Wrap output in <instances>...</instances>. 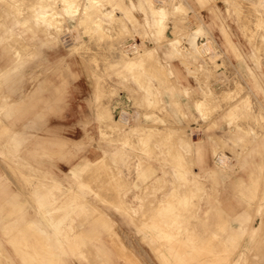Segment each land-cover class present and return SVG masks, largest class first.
I'll use <instances>...</instances> for the list:
<instances>
[{"label": "rangeland", "instance_id": "374dc122", "mask_svg": "<svg viewBox=\"0 0 264 264\" xmlns=\"http://www.w3.org/2000/svg\"><path fill=\"white\" fill-rule=\"evenodd\" d=\"M1 34L0 264H44L41 257L45 264H145L141 241L161 264H177L175 255L172 261L163 250L172 253L181 232H187L188 239L178 252L187 256L179 264H264V0H0ZM172 38H177L173 47ZM37 39L64 42L68 55L82 61L79 67L94 81L97 77V93L94 87L88 97L94 111L84 123H95L96 105L99 139L111 146L96 153L94 128L69 129L73 139L67 149L57 145L51 150L67 167V175L55 174L58 163L34 159L42 144L36 143L35 149L29 145L35 123L43 120L42 113L34 112L43 97L33 95V89L21 92L20 86L22 79L27 84L30 73L22 71L29 65L26 61L38 55ZM149 50L155 53L152 60L166 69L148 74L155 90L152 99L145 98L148 88L139 81L152 66L141 65ZM67 65L69 74L76 76L79 70ZM40 72L29 77L34 80ZM182 73L194 79L185 81ZM112 75L118 79L109 81ZM203 98L206 103L200 109L197 101ZM246 99L249 106L242 103ZM236 103L240 105L234 109ZM200 119L199 126L188 128L189 122ZM147 126L157 132L150 147L142 148L135 132ZM178 134L186 136L181 144L188 177L197 178L191 186L178 185L176 160L164 151L178 147ZM208 139L213 160L204 166ZM155 163L160 174L150 176ZM118 175L127 183L116 188L112 179ZM52 177L57 184H50ZM37 179L46 183L39 192L53 197L46 199L49 208L62 202L70 187H77L96 206V213L74 207L61 221L90 234L91 245L83 252L70 248L63 235L68 250L55 248L53 239L28 225L35 220L53 228L46 216L49 209L40 206L35 192ZM78 179L86 183L80 186ZM134 186L139 192H130ZM255 186L258 194H253ZM169 191L170 202L157 206ZM116 195L136 209L116 205ZM176 201L178 211L188 212V221L171 213ZM236 203L241 205L238 213ZM203 216L212 218V224ZM173 218L180 221L179 229L163 238L158 234L161 224ZM232 218L244 222L243 231L229 225ZM205 230L210 231L206 243L199 235ZM225 234L228 239H222ZM188 243H195L194 252Z\"/></svg>", "mask_w": 264, "mask_h": 264}, {"label": "crops", "instance_id": "0c3cea01", "mask_svg": "<svg viewBox=\"0 0 264 264\" xmlns=\"http://www.w3.org/2000/svg\"><path fill=\"white\" fill-rule=\"evenodd\" d=\"M96 12V15L97 16ZM140 13V11H139ZM137 14V13H136ZM138 15V14H137ZM141 15V13H140ZM11 30L14 29L12 25L9 26ZM208 29H213L211 28V25H208ZM99 30L98 27H95V33ZM2 37V34L0 35ZM177 38H172V47L173 44L176 42ZM35 47L39 49L38 55L34 56L33 58L27 60L26 62L29 64L28 67L22 68V71H27L30 73L34 74L36 72H41L37 78H34V80H31V77H29L31 74L29 73L27 84L23 82V79L21 81V86H20V91L23 92L25 90H34L31 93L35 96H41L43 97V102L38 106L37 109H35L34 112L39 111L43 115V120L42 123L37 122L34 125L33 129V134L29 135L30 139V149L34 145V149L36 148V143H40L43 146L40 148V152L38 154H34V159L40 160L43 162L47 161H53L54 163H58L59 167H55V174L56 175H67V167L61 166L62 165V160L61 159H56L57 156H53L52 154V148L56 147L57 145L61 146L62 145L67 149V145L73 137H69V129H82L83 127H91L95 129V152L96 153H103L105 151V146L110 145L108 141L99 139L98 131L97 129L99 128V122L96 118V105H95V123H88L87 125L84 123L85 118L89 117L93 113V108L90 106L88 97L92 94L94 87H95V95L97 93V77L95 75V81L93 76L88 72L86 68H81L79 65L82 63L80 61V58L78 56H69L68 55V50L67 46L64 44V42L61 41H54V40H47V39H37L35 42ZM157 48V47H156ZM161 50L163 47H160ZM16 54L19 53V49H13ZM158 51V48H157ZM159 52V51H158ZM155 56V53L153 50H149L146 52L145 57L142 58L141 60V65H152L150 67H146V72L145 74H142L139 77V81L143 83L148 88V92L145 95V98L147 99L150 95V99L154 98V87L151 84L148 74H160V71H163L165 73V66L162 63H159L157 61L152 60V57ZM149 59V60H147ZM70 60V61H69ZM68 62L74 65L75 70H79L76 73V76H72L68 72ZM40 65V66H39ZM54 65V67H52ZM138 68L141 66L135 65ZM136 67V68H137ZM87 71H86V70ZM142 69V68H141ZM151 71V72H150ZM164 73L162 74L164 76ZM182 78L185 79V81L189 79H194L193 74H188V75H183L181 74ZM135 77V75H134ZM136 78V77H135ZM109 81H116L118 79L117 75H112L111 77H107ZM34 81V82H33ZM33 83V84H32ZM38 83V87H36V84ZM27 86L25 89L24 87ZM38 88V89H37ZM207 94L212 93V91H206ZM75 97V99H74ZM211 97V96H210ZM73 98V99H72ZM250 100L246 99L245 101H242V103L246 104V106H249ZM206 103V98H203L202 100L197 101V106L201 109V107ZM4 104V103H3ZM240 104L236 103L234 106V109H236ZM190 111H193L195 113V108L189 109ZM137 115L140 116L141 119H144L145 115L140 111L137 110ZM203 111V110H202ZM204 112V111H203ZM182 115V114H181ZM206 115V114H205ZM200 120H192L188 124V128H191L192 126H199V123H201ZM230 122L232 121V118L229 120ZM29 123L31 124V120H29ZM207 123H205L206 126ZM32 126L28 125V128H31ZM226 127V124H221L220 128ZM134 130V129H133ZM24 134L25 131H22ZM156 128L147 126L145 128L139 129L135 132L138 144L142 148H148L152 144L151 138L153 137V134L156 133ZM71 136V135H70ZM179 140H178V147L175 146V148L170 147L168 149H164V151L168 154L169 152L172 154V157L174 160H176L177 164V170L176 173L178 175V185H190V181L197 182V178H190L188 177V170L189 167L187 166L185 162V157H184V152L186 151L184 148V145L181 143L187 142L186 141V136L185 134H178ZM194 140H197V138L193 137ZM33 142V144H32ZM111 146V145H110ZM64 148V152L66 149ZM215 151H217V146L214 147ZM18 150L17 148H15ZM213 144L211 139H208L204 141V158H203V163L204 166L211 165L212 160H213ZM185 150V151H184ZM20 156L22 153L19 151ZM40 153H43L41 155ZM15 152L13 153L12 160L16 159ZM157 162V161H156ZM264 164V160L262 162ZM261 163V165H262ZM156 167H153L150 170V176L160 174V165L159 163H155ZM102 168L101 164L97 165V169L100 170ZM224 172V170H223ZM239 172V171H237ZM222 174V171H221ZM239 173H237L238 175ZM148 175V173H147ZM180 177L184 178L183 183L180 182ZM53 178V177H52ZM162 180L161 176L157 177V181L160 182ZM113 185L116 188H119L123 183L126 184L127 182L123 180L120 175H118L116 178L112 179ZM58 180L53 178L51 180L50 184H57ZM79 185H83L86 183L85 180L83 179H78ZM36 193L39 192V188L46 186V183L41 181L40 179H37L36 181ZM150 186L153 188V190L156 187L155 183H151ZM146 188V187H145ZM192 192H194L193 187H191ZM133 191H138L137 187H133L130 192ZM155 192L152 191V194ZM257 187H253V194H258L257 193ZM171 191H169L168 196L166 200H161L160 203L157 206H161L163 204H168L170 202V196H171ZM151 194V195H152ZM39 201H40V206L43 208L48 207V211L46 213V216L48 218V222L52 224L53 228H46L42 225H40L37 221L35 220H29L27 221L28 225L35 230L40 231L45 239H53V247L55 248H60L68 250V248L64 245L63 239L61 235H63V238L66 239L68 242H70V248H72L74 251L80 253L83 252L85 248H88L89 245H91L89 239H90V234L87 232H81L78 233L74 231V227L71 223L61 222L62 220H65L66 217L71 213L74 207H83V208H89L92 212L96 213L97 208L95 205L91 204L89 200L87 199L86 195L83 194L77 187H70L68 192L65 194V196L62 198V202H56L55 204H52V206L46 204V199L48 198H53L52 196H48L47 198L41 193H38ZM117 197V198H116ZM115 199L118 202L116 205L118 206H123L126 208H132L136 209V206L131 204H123L122 199L120 196L116 195ZM184 198H187V195L183 196ZM158 203V202H157ZM225 206H228V202H225ZM234 207V205H230ZM179 202L176 201L174 204L175 212H171L175 216L177 215L179 218L178 219H183L185 221H188L189 216L188 212L185 211L184 209L182 210H177L179 208ZM241 207V205H238V203L235 204V208L237 209L236 212L238 213V209ZM226 208V207H225ZM261 208V204L259 205V210ZM55 213V214H54ZM179 214V215H178ZM249 211L244 213V221L248 217ZM53 218V219H52ZM204 222L206 224H212V218H207L204 217ZM164 219V218H163ZM173 218L169 220L165 224H161L162 230L160 234L163 238H169L172 233L176 230L179 229L180 226V221ZM166 222L165 220H162V223ZM231 227L236 228L237 231H243L245 228V224L239 222L237 219H231L230 224ZM240 229H237L239 228ZM260 227L259 224H254L253 225V230L257 231ZM233 228V229H234ZM166 232H170L168 235ZM218 232V231H217ZM210 231L205 230L202 232L200 235L201 241L203 240L205 243L209 240V235ZM189 237V235H188ZM228 239L229 237L225 234L222 236V239ZM187 232H181L179 235L175 237V243L174 247H172L171 251L169 249L164 248L165 254L172 260L174 261L173 254L175 255V260L177 264L180 263V260L186 257L187 255H184L181 257L180 253L178 252L179 248H181V242L184 240H187ZM235 239V235L232 233V240ZM248 239V238H247ZM189 249H191L193 252L195 251L196 245L195 243H188ZM243 255L245 254V251H242ZM140 254H141V259L145 260V264H161L159 259L154 257L153 252L150 250L148 247L147 243H144L143 241L140 242ZM43 257H41V260L45 264V260ZM240 258L234 259V263L238 262Z\"/></svg>", "mask_w": 264, "mask_h": 264}, {"label": "bare ground", "instance_id": "6f19581e", "mask_svg": "<svg viewBox=\"0 0 264 264\" xmlns=\"http://www.w3.org/2000/svg\"><path fill=\"white\" fill-rule=\"evenodd\" d=\"M14 1V0H13ZM38 1V0H37ZM63 1H67V0H63ZM70 1V0H69ZM41 2V1H40ZM42 4V3H41ZM21 5V4H20ZM53 14V13H52ZM97 168V167H96ZM94 212V211H93ZM55 214V213H54ZM53 219V218H52ZM167 233V232H166ZM67 239V238H66ZM53 242V241H52Z\"/></svg>", "mask_w": 264, "mask_h": 264}]
</instances>
